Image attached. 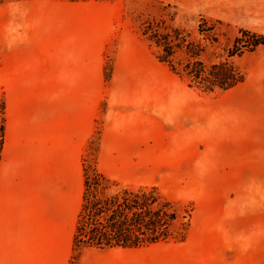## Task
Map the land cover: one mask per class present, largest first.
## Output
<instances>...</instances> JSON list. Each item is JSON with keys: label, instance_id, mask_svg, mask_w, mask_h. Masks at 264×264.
Returning <instances> with one entry per match:
<instances>
[{"label": "crops", "instance_id": "1", "mask_svg": "<svg viewBox=\"0 0 264 264\" xmlns=\"http://www.w3.org/2000/svg\"><path fill=\"white\" fill-rule=\"evenodd\" d=\"M245 1L264 12V0H237ZM75 48L47 57L41 47L31 57L13 59L0 78L5 100L0 264L71 263L83 202V160L103 99L102 73L95 72L92 44ZM245 53L249 58L237 63L245 81L225 92L245 97L254 113L240 117L230 106L227 116L216 112L212 124L199 127L203 133L208 130L204 138L215 151L214 177L202 181L199 237L197 244L191 236L187 242L188 253L197 252L191 264H264V46ZM126 91L129 97H140L134 89ZM149 98L157 100V94L150 90ZM127 111L109 104L101 157L142 154V127L140 119L136 121L140 110H133L132 123L122 120ZM179 129L172 147L184 152L189 123ZM125 250L83 247L78 264H142L132 258L136 253Z\"/></svg>", "mask_w": 264, "mask_h": 264}, {"label": "rangeland", "instance_id": "2", "mask_svg": "<svg viewBox=\"0 0 264 264\" xmlns=\"http://www.w3.org/2000/svg\"><path fill=\"white\" fill-rule=\"evenodd\" d=\"M260 9L237 0H0V78L13 59L31 57L41 52V47L52 57L75 51L79 43L92 44L95 72L102 73L103 99L86 156L97 158L99 170L123 185L158 187L178 217L171 227L173 233L190 224L184 243L125 250L136 253L132 258L142 264H191L196 260L197 252L189 254L187 242L190 236L195 244L198 241V198L204 193L202 181L214 177L215 154L204 138L208 130L203 133L200 124H212L216 112L227 116L230 106L240 117L254 113L245 97L225 91L204 94L190 88L168 64L158 60L161 50L144 33L173 35L179 30L183 46L177 44L182 49H176L172 57L178 69L191 59L187 51L199 49L200 60L207 66L225 60L237 66L241 59L249 58L248 53L242 58L229 57L241 30L264 36V12ZM128 89L136 90L140 97H129ZM150 90L157 100H150ZM3 103L1 91L0 156ZM111 103L130 110L122 116L125 123H132L133 110H140L136 121L140 119L142 127L141 155L100 156L103 117ZM184 123H189V145L182 152L172 143Z\"/></svg>", "mask_w": 264, "mask_h": 264}, {"label": "trees", "instance_id": "3", "mask_svg": "<svg viewBox=\"0 0 264 264\" xmlns=\"http://www.w3.org/2000/svg\"><path fill=\"white\" fill-rule=\"evenodd\" d=\"M179 34V30L173 31V35L144 33L148 40L161 50L158 60L168 64L171 71L187 82L190 88L204 94H213L216 91L230 90L245 81V74L230 60L207 66L200 60L202 49L196 52L187 51L191 59L178 69L172 63V57L176 49H182L177 44L183 46ZM241 35L235 39L229 51L230 58L242 56L245 52L264 46L263 35L246 30H241ZM2 110L1 132L4 142V103ZM83 172V202L73 242L71 264H78L83 247L101 250L138 249L159 243L186 242L190 224H185L180 233L171 231L178 217L170 203L162 199L158 187L134 188L123 185L102 173L95 157L89 159L85 156ZM112 190L114 192L110 193Z\"/></svg>", "mask_w": 264, "mask_h": 264}]
</instances>
